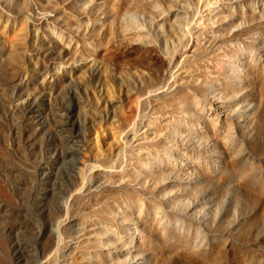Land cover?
Wrapping results in <instances>:
<instances>
[{
  "label": "rangeland",
  "instance_id": "obj_1",
  "mask_svg": "<svg viewBox=\"0 0 264 264\" xmlns=\"http://www.w3.org/2000/svg\"><path fill=\"white\" fill-rule=\"evenodd\" d=\"M0 264H264V0H0Z\"/></svg>",
  "mask_w": 264,
  "mask_h": 264
},
{
  "label": "bare ground",
  "instance_id": "obj_2",
  "mask_svg": "<svg viewBox=\"0 0 264 264\" xmlns=\"http://www.w3.org/2000/svg\"><path fill=\"white\" fill-rule=\"evenodd\" d=\"M83 185H84V184H83ZM77 191H78V190H77ZM79 194H80V193H79ZM65 215H66V214H65ZM67 217H68V214H67ZM65 223H66V222H65ZM62 225H63V224H62ZM62 225H61V227H62ZM59 226H60V225H59ZM56 228H57V227H56ZM58 229H59V228H58ZM55 232H56V231H55ZM56 235H58L57 232H56ZM58 237H59V236H58ZM55 239H56V238H55ZM58 240H61V239L58 238ZM58 243H59V242H58ZM58 243H57V244H58ZM57 244H56V245H57ZM55 247H56V246H55ZM58 247H59V245H58ZM58 247H57V248H58ZM50 248H51V247H50ZM53 248H54V246H53ZM57 248H56L55 250H57ZM55 250H54V252H55ZM53 257H55V254H54ZM47 259H48V258H47Z\"/></svg>",
  "mask_w": 264,
  "mask_h": 264
}]
</instances>
